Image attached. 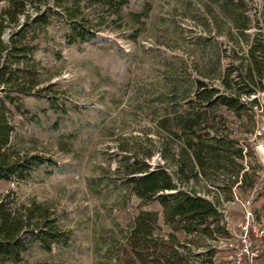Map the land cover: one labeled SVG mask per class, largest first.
<instances>
[{
  "label": "rangeland",
  "instance_id": "1",
  "mask_svg": "<svg viewBox=\"0 0 264 264\" xmlns=\"http://www.w3.org/2000/svg\"><path fill=\"white\" fill-rule=\"evenodd\" d=\"M218 3L127 0L116 11L99 0H26L30 17L24 31L37 38L30 41L34 46L21 67L32 71L40 96L28 95L10 105L11 146L20 154H39L53 162L34 167L25 179H0V194L12 190L18 202H46L69 238L49 249L31 244L19 264H113L114 251L139 210H159L160 225L170 229L158 201H142L131 191L123 165L138 157L174 174L170 157L180 143L158 121L173 107H185L184 90L199 71L219 73L210 82L223 89L219 77L229 62H239L232 51L240 38ZM243 3L253 23L247 32L264 31V0ZM229 10L236 12V7ZM37 11L48 12V23L29 22ZM71 20L93 36L70 41ZM18 21V26L5 27L4 40L21 26L22 14ZM257 95L253 118L238 117L225 106L215 112L224 115L231 136L239 139L246 159L263 175L264 91ZM222 186L200 177L181 188H193L214 201L224 198ZM261 186L256 185L254 191L260 192L255 194L232 185L233 198L220 200L219 209H226L236 225L246 210L264 224ZM198 238L186 241L179 235L193 251L213 248L214 264H233L232 248L220 239ZM253 240L263 245L257 264H264V237Z\"/></svg>",
  "mask_w": 264,
  "mask_h": 264
},
{
  "label": "trees",
  "instance_id": "2",
  "mask_svg": "<svg viewBox=\"0 0 264 264\" xmlns=\"http://www.w3.org/2000/svg\"><path fill=\"white\" fill-rule=\"evenodd\" d=\"M95 1L98 0H92ZM126 1L99 0V3L116 6L118 11ZM0 2L4 3L0 10V179H25L34 167L53 162L39 154H20L11 146L14 125L10 105H17L28 95L40 96L32 71L27 66L21 67L29 60L34 46L30 41L37 37L24 31L30 17L26 0ZM230 5L236 7V12L230 13ZM218 6L225 15L231 16L240 38L237 49L232 51L239 62H229L219 77L223 89L210 82L218 78L219 73L211 76L199 71L184 90L185 107H173L158 121L160 127L170 130L180 143L177 152L170 157L174 174L164 165L152 167L147 160L138 157L124 163L131 191L142 201H158L162 206V220L170 229L160 225L159 210L137 211L124 240L118 242L113 264H213V248L208 245L205 250L193 251L179 239L180 233L186 241L193 242L198 241L200 235L206 239H216V235L228 237L230 233L221 223L223 215L219 205L223 199L233 198L232 185H239L247 193H259V190L254 191L256 185H262L264 190V166L260 165L262 175L246 159L247 152L239 139L231 136L232 128L227 119L215 112L225 106L238 117L242 114L254 117L259 108L257 94L264 91V31L247 32L253 23L244 14L243 0H220ZM19 14L24 16V21L18 28L11 29L4 40L5 27L18 26ZM48 16L46 11H37L29 22L45 25ZM92 36L93 31L79 28L71 20L70 41ZM200 177L210 185H223L224 198L220 201L216 197L213 201L193 188H181ZM68 238L55 210L46 202H18L12 190L0 194V264H19L23 252L33 243L49 249L53 243L67 242Z\"/></svg>",
  "mask_w": 264,
  "mask_h": 264
},
{
  "label": "built area",
  "instance_id": "3",
  "mask_svg": "<svg viewBox=\"0 0 264 264\" xmlns=\"http://www.w3.org/2000/svg\"><path fill=\"white\" fill-rule=\"evenodd\" d=\"M222 212L221 223L228 229L230 235L228 237H219L218 239L225 246L232 248L231 257L233 264H257L263 245L254 242L253 237H264V224L255 220L251 211L246 210L243 218L236 225L230 218L226 209H219ZM238 227V231L234 227ZM214 264V263H213Z\"/></svg>",
  "mask_w": 264,
  "mask_h": 264
},
{
  "label": "bare ground",
  "instance_id": "4",
  "mask_svg": "<svg viewBox=\"0 0 264 264\" xmlns=\"http://www.w3.org/2000/svg\"><path fill=\"white\" fill-rule=\"evenodd\" d=\"M261 149H262V151H264V146H263V144H261Z\"/></svg>",
  "mask_w": 264,
  "mask_h": 264
},
{
  "label": "water",
  "instance_id": "5",
  "mask_svg": "<svg viewBox=\"0 0 264 264\" xmlns=\"http://www.w3.org/2000/svg\"><path fill=\"white\" fill-rule=\"evenodd\" d=\"M263 146H264V136H263Z\"/></svg>",
  "mask_w": 264,
  "mask_h": 264
}]
</instances>
